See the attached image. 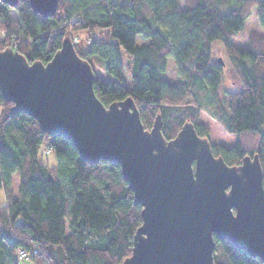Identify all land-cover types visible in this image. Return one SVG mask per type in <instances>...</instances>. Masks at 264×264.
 Here are the masks:
<instances>
[{
	"label": "trees",
	"instance_id": "obj_1",
	"mask_svg": "<svg viewBox=\"0 0 264 264\" xmlns=\"http://www.w3.org/2000/svg\"><path fill=\"white\" fill-rule=\"evenodd\" d=\"M253 9L264 30V0H58L48 17L35 14L28 0L15 7L0 2V50L10 48L29 63L45 65L65 37L72 41L87 33L82 47L81 41L72 44L106 76L94 74L93 82L105 107L130 98L145 130L160 116L167 141L185 122L208 138L199 122L203 101L225 107V130L238 140L231 147L210 142L211 151L228 166L257 154L264 188V36L252 35L244 49L231 41ZM137 36L146 42L137 45ZM214 43L224 49L237 78L234 90L222 89ZM168 58L176 83L160 77ZM12 106L0 95V264H21L15 257L20 249L31 264H121L131 254L141 208L133 204L120 166L87 164L64 136L43 134L33 118ZM213 238L214 264H264Z\"/></svg>",
	"mask_w": 264,
	"mask_h": 264
},
{
	"label": "water",
	"instance_id": "obj_2",
	"mask_svg": "<svg viewBox=\"0 0 264 264\" xmlns=\"http://www.w3.org/2000/svg\"><path fill=\"white\" fill-rule=\"evenodd\" d=\"M15 7L18 0H0ZM42 17L58 0H28ZM94 72L65 37L45 65L0 50V95L33 118L45 135L60 134L87 164L120 166L141 208L130 256L121 264H214L213 235L264 263V188L257 154L228 166L206 137L185 122L162 136L157 115L145 130L128 98L105 107L93 91Z\"/></svg>",
	"mask_w": 264,
	"mask_h": 264
},
{
	"label": "rangeland",
	"instance_id": "obj_3",
	"mask_svg": "<svg viewBox=\"0 0 264 264\" xmlns=\"http://www.w3.org/2000/svg\"><path fill=\"white\" fill-rule=\"evenodd\" d=\"M120 2H125V0H120ZM11 17L12 19L16 18V15L13 11L11 12ZM76 35L77 36L73 37L72 39L76 38L77 41H81L79 42L78 47H82V45H84L83 40L86 39L88 34L85 32H81V33H77ZM252 35L264 36V30L260 28L255 16V9L252 10L249 18L247 19L243 31L237 36L233 37L231 41L233 45H235L236 47L244 49L247 47L248 41L250 37H252ZM145 42L146 41L141 36L136 37L137 45H141ZM12 45L15 47L17 44L14 42L12 43ZM213 48H214L215 60L218 61L223 67L222 89L227 91L234 90L235 88H237L238 82L235 74L233 73V70L230 68L226 53L219 43H214ZM124 58L125 57L123 56V59ZM89 62H91L90 64L94 74L97 77H100L102 80H107L106 76L102 74V70L99 64L93 60ZM160 77L164 81L169 83H176L179 81V77L177 76L174 61L172 58L167 59L166 70L165 72L160 73ZM203 102L204 103H202L201 105L202 108H201L199 122L206 127L208 132L209 142H211V144L213 145L221 144L226 147L233 146L237 142L238 137L233 134L227 133L225 130L222 119L226 115L225 107L221 106L220 108H217L214 105L213 107H210L207 106V103L205 101ZM242 139L248 142L249 137L248 136L242 137ZM253 139H257V137L253 135ZM253 139L251 138L252 145H254ZM47 159L48 161L46 160V163L52 165V159L51 158H47ZM12 185H13V189L16 190L18 187V180L16 174L12 176ZM214 253L216 254L217 252L214 251ZM30 259L31 258L22 261L21 264H31Z\"/></svg>",
	"mask_w": 264,
	"mask_h": 264
},
{
	"label": "built area",
	"instance_id": "obj_4",
	"mask_svg": "<svg viewBox=\"0 0 264 264\" xmlns=\"http://www.w3.org/2000/svg\"><path fill=\"white\" fill-rule=\"evenodd\" d=\"M76 42H77L76 38L72 39V43H76ZM12 47L14 46L12 45ZM15 257L17 260H20V261H24L28 259L26 252L22 249L18 250Z\"/></svg>",
	"mask_w": 264,
	"mask_h": 264
}]
</instances>
